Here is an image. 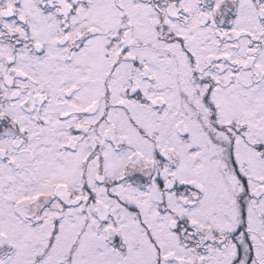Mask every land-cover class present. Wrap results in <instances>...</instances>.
<instances>
[{
	"label": "snow or ice",
	"instance_id": "1",
	"mask_svg": "<svg viewBox=\"0 0 264 264\" xmlns=\"http://www.w3.org/2000/svg\"><path fill=\"white\" fill-rule=\"evenodd\" d=\"M0 264H264V0H0Z\"/></svg>",
	"mask_w": 264,
	"mask_h": 264
}]
</instances>
